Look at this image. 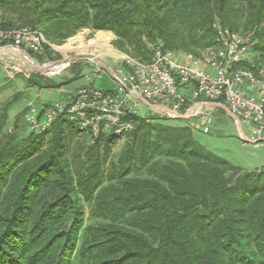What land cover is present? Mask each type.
I'll list each match as a JSON object with an SVG mask.
<instances>
[{
    "label": "trees",
    "instance_id": "trees-1",
    "mask_svg": "<svg viewBox=\"0 0 264 264\" xmlns=\"http://www.w3.org/2000/svg\"><path fill=\"white\" fill-rule=\"evenodd\" d=\"M214 25L250 33L253 65L264 67V0H0V31L37 30L53 46L110 33L142 62L156 48L202 58ZM28 85L61 86L40 75ZM16 98L0 104V264H73L83 230L74 264H264V168L232 165L195 139L191 120L158 114L127 116L128 135L98 138L61 117L18 142L5 130ZM84 203L99 222L84 226Z\"/></svg>",
    "mask_w": 264,
    "mask_h": 264
},
{
    "label": "built area",
    "instance_id": "built-area-1",
    "mask_svg": "<svg viewBox=\"0 0 264 264\" xmlns=\"http://www.w3.org/2000/svg\"><path fill=\"white\" fill-rule=\"evenodd\" d=\"M214 28L215 46L202 58L186 55L178 61L173 53L159 48L152 50L149 62L122 54L125 66L113 71L117 88L97 89L93 81L100 79L102 73L95 69L92 78H86L88 83L63 92L60 101L41 108L40 118L39 113L29 115L28 123L39 132L64 117L92 138L124 137L133 130V124L125 119L139 115L138 102L179 115L191 109V115L198 114L196 107L210 102L225 106L240 127L249 129L248 141L264 146V67L253 65L252 35L234 33L219 25ZM45 46L54 51L37 30L0 31V51L14 49L44 57ZM52 65L48 69L52 71L50 75H58L65 67L53 71L56 65ZM156 114L172 118L165 113ZM203 116L202 131L207 134L211 116Z\"/></svg>",
    "mask_w": 264,
    "mask_h": 264
},
{
    "label": "rangeland",
    "instance_id": "rangeland-1",
    "mask_svg": "<svg viewBox=\"0 0 264 264\" xmlns=\"http://www.w3.org/2000/svg\"><path fill=\"white\" fill-rule=\"evenodd\" d=\"M106 36L108 35L102 36L89 30H82L61 46L51 45L57 56L53 53L51 58L44 59L31 53H24L34 61L33 63L43 67V69H39L38 71L30 69L34 67H31V64L29 65L26 57L24 59L20 56L21 58L19 57L20 59H18L13 53L7 52V50L0 51V104L17 96L8 110V122L5 127L7 132L14 133L16 141L23 142V139L33 130L27 121L29 115L38 114L45 104H53L60 101L64 96V91H70L88 83L86 78H92L95 69H99V73H102L100 79L93 81L97 89L111 90L117 88V82L110 76L104 66L110 67L114 72L119 68H123L125 66L123 63L124 55L116 52L117 50L114 48L115 45L112 43V39L108 36L107 40ZM73 63L81 67V72L77 75L73 73L74 70L71 68ZM52 64L56 65L53 71H59L65 67L58 75H50L52 71H48V69L50 66H53ZM35 75H40L46 81L61 86L53 89H41L38 86H29L28 80ZM138 104L139 115L146 116L153 114L143 103L138 102ZM185 114L186 111L182 113V115ZM216 115V120L211 117L210 132L207 134L202 131L201 121L204 117L203 115L198 113L191 115L187 119L191 120L189 124L194 128L195 139L208 151L225 159L234 166L258 167L256 170L264 168V146L259 143H244L238 135L235 124L227 120L221 112H217ZM229 127L232 129L231 131H229ZM245 127L244 132L249 138L250 131ZM91 140L90 137L84 136L80 137L78 141L81 145L87 146L91 144ZM126 142L122 138L109 147L111 161H116L118 155L124 149ZM108 168L109 165L106 164L104 170L107 171ZM132 176L145 177L146 174L139 172ZM84 210L85 227L99 222V220L91 216V205L84 203ZM84 236L83 230L79 236L76 254L71 262L73 264L79 260V245Z\"/></svg>",
    "mask_w": 264,
    "mask_h": 264
},
{
    "label": "crops",
    "instance_id": "crops-1",
    "mask_svg": "<svg viewBox=\"0 0 264 264\" xmlns=\"http://www.w3.org/2000/svg\"><path fill=\"white\" fill-rule=\"evenodd\" d=\"M97 34L99 35H105V34H108V36H110L109 38L110 39H114V37H113V35L112 34H109V33H105V32H97ZM107 37V36H106ZM107 40H108V37L106 38ZM116 51V50H115ZM116 52H118V51H116ZM119 54H120V52H118ZM111 71H112V69L110 68V67H108ZM107 71V70H106ZM108 72V71H107ZM112 73H113V71H112ZM110 74V73H109ZM110 76L114 79V76L113 75H111L110 74ZM64 92H66V91H64ZM184 94H186L187 95V92H183ZM0 102H1V99H0ZM211 104H215V103H210V102H202V103H200L197 107H196V109L195 110H197V111H199L200 113H201V115H205V114H207V113H209L210 114V116L211 117H213L215 120H216V114H217V112H220V111H222L223 112V114H224V116L226 117V119L227 120H229L230 122H232V123H234L229 117H228V115L221 109V108H219L218 106H220L219 104H216V105H218V106H212ZM221 106H223V105H221ZM151 111H152V113L153 114H156V113H158L157 111H155L154 109H152L151 107L149 108ZM221 112V113H222ZM201 123H202V125H203V119H202V121H201ZM235 124V123H234ZM235 127H236V129H237V131H238V135H239V137L241 138V140H243V142L244 143H247V144H251V142H249L248 141V136H246V134H245V132H244V126H241V127H239L238 125H236L235 124ZM230 129H229V131H231L232 129H231V127H229ZM246 128V127H245ZM210 130V129H209ZM239 167H241V166H239ZM241 169L242 170H244V171H252V170H256V169H258V167H255V168H250V167H241Z\"/></svg>",
    "mask_w": 264,
    "mask_h": 264
},
{
    "label": "water",
    "instance_id": "water-1",
    "mask_svg": "<svg viewBox=\"0 0 264 264\" xmlns=\"http://www.w3.org/2000/svg\"><path fill=\"white\" fill-rule=\"evenodd\" d=\"M7 52H11L13 53V55H15L18 59H20L21 57L24 58V57H27L29 59H31L29 56H27L26 54H22L21 52L17 51V50H14V49H6ZM16 53V54H15ZM21 56V57H20ZM20 57V58H19ZM25 59V58H24ZM74 59H76L74 57ZM32 60V59H31ZM34 62V61H33ZM32 66H34V68H30V69H36V71H38L39 69H43L42 66H38L37 64L35 63H32ZM105 69L108 71V73H110L111 75H113L112 71L107 67V66H104ZM39 73V72H37ZM212 106H218L216 104H211ZM219 108H221L227 115L228 117L236 124L240 127L239 125V122L237 121V119L235 118V116H233L229 111L228 109L225 107V106H218ZM152 109H154L155 111H157L158 113H165L169 116H171L173 119H181V120H187L190 118V114L192 112L193 109L189 110L185 115H179V114H175V113H172L168 110H165V109H161L159 107H154V106H151Z\"/></svg>",
    "mask_w": 264,
    "mask_h": 264
},
{
    "label": "bare ground",
    "instance_id": "bare-ground-1",
    "mask_svg": "<svg viewBox=\"0 0 264 264\" xmlns=\"http://www.w3.org/2000/svg\"><path fill=\"white\" fill-rule=\"evenodd\" d=\"M110 34V33H109ZM105 35H108V34H105ZM108 37V36H107ZM26 59L28 60L27 62L29 63V65L31 64V67H34V66H32V63H33V61L31 60V59H29V58H27L26 57ZM46 66V65H45ZM44 66V67H45ZM62 68V67H61Z\"/></svg>",
    "mask_w": 264,
    "mask_h": 264
}]
</instances>
